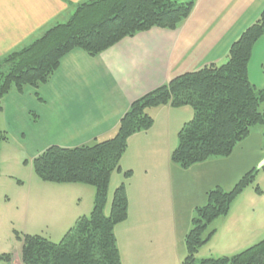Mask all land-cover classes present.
I'll return each mask as SVG.
<instances>
[{
  "label": "crops",
  "instance_id": "crops-1",
  "mask_svg": "<svg viewBox=\"0 0 264 264\" xmlns=\"http://www.w3.org/2000/svg\"><path fill=\"white\" fill-rule=\"evenodd\" d=\"M84 1L0 0V59L67 22ZM263 10L264 0H195L191 15L178 28L153 27L97 56L74 49L62 58L49 82L3 97L0 129L8 139L0 147V201H13L5 189L13 184L5 177L17 180L16 216L22 232L37 234L30 233L37 229L64 235L80 216L91 212L95 195L93 189L80 188L84 184L45 182L34 172L20 175L29 160L33 165V159L53 145L77 147L113 137L132 102L178 75L223 63L233 42ZM248 72L252 83L264 87V35L254 45ZM188 109L192 108L160 105L148 112L155 123L166 122L167 132H173L188 122ZM155 139L153 128L134 133L121 159L122 171L112 175L120 177L119 185L126 183L129 200L128 218L115 228L124 264H180L194 209L207 202L210 189H226L219 182H229L197 176L210 162L214 165L211 159L219 158L183 169L171 159L178 141L172 145ZM191 172L197 180L186 178ZM185 186L188 192H183ZM245 191L228 215L211 224L216 232L200 249L201 258L233 255L264 238V194Z\"/></svg>",
  "mask_w": 264,
  "mask_h": 264
},
{
  "label": "trees",
  "instance_id": "trees-1",
  "mask_svg": "<svg viewBox=\"0 0 264 264\" xmlns=\"http://www.w3.org/2000/svg\"><path fill=\"white\" fill-rule=\"evenodd\" d=\"M194 5L195 0H86L67 22L50 27L29 45L0 59V101L11 91L22 93L26 87L40 88L49 82L62 58L74 49L97 56L123 38L153 27L176 29ZM263 35L264 10L233 42L223 63L178 75L132 102L113 137L77 147L53 145L37 155L33 169L42 181L90 185L95 195L91 212L80 216L59 241L17 232L23 243L22 263L124 264L115 228L129 215L125 182L116 187L109 214L106 207L112 174L122 171L130 137L152 127L149 108L189 106L193 116L178 133L172 161L189 168L211 157L230 156L253 126H264V87L252 83L248 72L254 45ZM7 139L0 129V147ZM258 171L257 167L247 171L230 190L216 186L207 192V202L195 208L180 264H264V238L233 255L201 259L198 255L216 232L209 231L210 225L229 214L234 200L254 185ZM124 176L130 177L131 170ZM255 191L263 192L258 184ZM11 257L0 254V260L10 262Z\"/></svg>",
  "mask_w": 264,
  "mask_h": 264
},
{
  "label": "rangeland",
  "instance_id": "rangeland-1",
  "mask_svg": "<svg viewBox=\"0 0 264 264\" xmlns=\"http://www.w3.org/2000/svg\"><path fill=\"white\" fill-rule=\"evenodd\" d=\"M264 108V104L261 106V109ZM184 110V109H181ZM189 114L185 116L184 121H189L192 118V109H188ZM183 126V124H182ZM153 128V134L158 136V139H155L156 141L160 140H167L169 141V144L175 145V143L178 141V133L181 130V126L175 127L173 129V132H167L168 131V125L166 122L158 121L152 125ZM178 128V129H177ZM264 126L261 124H257L252 127L250 134L248 137H246L243 141L239 142L232 154L228 157H214L219 159H211L214 165L210 162L208 166H206L203 169V174H197L202 176L204 180H207L208 178H213L218 176L219 181H223L224 179L229 178V182H219L220 184L224 183V187L226 190H230L233 188V186L236 184V182L250 169L253 167L260 166L264 160V150H263V143H264V136H263ZM29 165L22 167L20 175L26 177L27 173H33V165L31 164V160H29ZM194 166V165H193ZM181 167V166H180ZM192 167V166H191ZM189 167V168H191ZM182 168V167H181ZM188 168V169H189ZM186 169V168H183ZM258 173L256 175V180L254 182V185H250L247 189H245V192H255V185H259L261 189L263 190L262 193H259L261 195L264 194V167L258 168ZM237 171V172H236ZM199 173V172H198ZM35 174V172H34ZM115 174V172L113 173ZM112 174V175H113ZM239 176V178L231 184L236 177ZM194 172L188 173L186 178L191 181L194 179ZM5 179L8 182H11L13 184L12 188H8V185L6 186L9 192V195L13 198V201L7 203L1 199L0 201V254H4L5 252L10 254L11 261L8 262V260L1 259L0 264H12V261L14 260L15 256L18 255V261L16 264H21V253H22V241L17 237V232L20 234H23V226H19L18 223V217L17 215V208L16 204L17 197L19 195V188L17 186L16 181H14L13 178L5 177ZM27 179V178H26ZM196 179V176H195ZM197 180V179H196ZM120 177L118 175H114L112 177V181L110 182L109 186V201L108 205L106 207V213L109 214L110 211V205L113 198L114 191L116 187L119 186L120 183ZM223 185V184H222ZM80 188H88L89 190H95L94 187L90 185H84ZM186 190L183 189V192L189 191V186H185ZM1 196V195H0ZM205 200H203L202 203H204ZM5 204V205H4ZM192 212V211H191ZM195 214V209L193 212V215ZM16 221V222H13ZM16 223V224H15ZM212 230V226L210 225L209 231ZM23 231V232H22ZM26 233V232H25ZM30 233H37L43 236H46L50 238L53 241H59L62 238V233H49V232H40L37 229ZM124 251L125 256L130 258V253L127 252V246L124 245ZM5 251V252H4ZM13 259V260H12ZM199 259L201 257L199 256ZM15 262V260H14ZM23 264V263H22Z\"/></svg>",
  "mask_w": 264,
  "mask_h": 264
},
{
  "label": "water",
  "instance_id": "water-1",
  "mask_svg": "<svg viewBox=\"0 0 264 264\" xmlns=\"http://www.w3.org/2000/svg\"><path fill=\"white\" fill-rule=\"evenodd\" d=\"M264 167V160L262 162V164L260 166H258V168Z\"/></svg>",
  "mask_w": 264,
  "mask_h": 264
}]
</instances>
